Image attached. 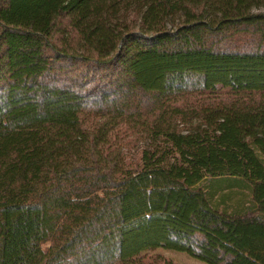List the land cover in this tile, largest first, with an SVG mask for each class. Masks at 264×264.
I'll return each mask as SVG.
<instances>
[{"label": "trees", "instance_id": "trees-1", "mask_svg": "<svg viewBox=\"0 0 264 264\" xmlns=\"http://www.w3.org/2000/svg\"><path fill=\"white\" fill-rule=\"evenodd\" d=\"M259 6L0 0V264H264Z\"/></svg>", "mask_w": 264, "mask_h": 264}, {"label": "rangeland", "instance_id": "rangeland-1", "mask_svg": "<svg viewBox=\"0 0 264 264\" xmlns=\"http://www.w3.org/2000/svg\"><path fill=\"white\" fill-rule=\"evenodd\" d=\"M253 11H264V7H253ZM120 158L128 167H135L141 161L143 147L145 142L135 137L134 134L126 130V133L119 134L116 143ZM146 264H166L168 261L173 264H208L205 261L194 259L182 251H173L163 248H155L144 254Z\"/></svg>", "mask_w": 264, "mask_h": 264}]
</instances>
